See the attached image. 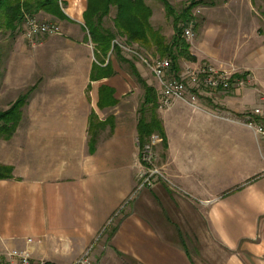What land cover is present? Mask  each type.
<instances>
[{"label": "crops", "instance_id": "1", "mask_svg": "<svg viewBox=\"0 0 264 264\" xmlns=\"http://www.w3.org/2000/svg\"><path fill=\"white\" fill-rule=\"evenodd\" d=\"M254 4L214 0L187 39L197 60L246 83L191 89L196 105L157 111L168 146L162 166L188 197L165 182L133 196L146 97L139 79L151 80L139 65L141 78L130 67L133 81L118 75L111 57L103 62L113 75L94 78L87 0H59L65 20L38 11L61 31L40 42L24 38L25 25L0 31V101L31 89L15 131L0 135V264L13 250L71 264L93 244L95 264H264V147L242 123L264 110V13Z\"/></svg>", "mask_w": 264, "mask_h": 264}, {"label": "trees", "instance_id": "2", "mask_svg": "<svg viewBox=\"0 0 264 264\" xmlns=\"http://www.w3.org/2000/svg\"><path fill=\"white\" fill-rule=\"evenodd\" d=\"M161 3L169 17H173L175 22L174 36L168 41L159 29H155L150 20L153 16V9L146 0H87V9L84 13V27L89 39L95 47V58L97 62L93 68V76L97 79L110 77L114 70L110 61L104 65L103 58L112 54L118 62L129 65L131 73L137 78H141L135 63L123 57L120 46L116 43L118 36L124 38L128 45H137L142 50L152 52L159 59L168 58L172 62V69L176 76H179L180 61L195 59L190 54V45L184 35V30L193 22V9L202 4L194 1L190 6L184 8L181 16L177 17L176 11L169 4L168 0H153ZM200 3V4H199ZM115 9L113 28H106L105 20ZM54 13L62 16L59 8V0H0V31L8 30L11 34L22 32L27 16H34L38 11ZM176 16V17H175ZM24 32V30H23ZM100 63V65H99ZM142 79V78H141ZM141 81L145 91V100L141 106V116L138 123V135L140 147H143L153 134H158L163 139L161 154L162 160L168 149L165 130L158 117V104L153 86L145 81ZM29 97V92L19 97L17 102L6 112L0 113V135H11L21 117L22 107ZM5 170L0 166L1 172Z\"/></svg>", "mask_w": 264, "mask_h": 264}, {"label": "built area", "instance_id": "3", "mask_svg": "<svg viewBox=\"0 0 264 264\" xmlns=\"http://www.w3.org/2000/svg\"><path fill=\"white\" fill-rule=\"evenodd\" d=\"M193 23L190 22L189 26L184 30L185 38L191 39ZM60 28L55 24L40 22L36 16H27L24 28V38L34 43L43 36H53L60 34ZM172 62L169 59H158L151 66V71L159 80L161 106L169 108L175 101L188 102L191 105H196L197 97L191 95L188 97L190 90H199L202 86H194L196 83H203V87L210 90H228L234 84L238 87L244 85V81L238 79L235 72L217 71L212 67L202 68V74L187 73L185 76H176L172 69ZM235 77V78H234ZM238 122H240L238 120ZM249 130H251L258 139L260 145L264 147V110L262 108H255L248 116L247 120L242 122ZM163 140L158 136H151L149 141L142 147L140 160L142 163V171L139 174L140 187L139 188H153L157 183L156 180L161 179L165 182L170 181L167 179L165 173H160L156 169L158 163V154L155 147L162 143ZM145 167H144V166ZM29 243L32 240H28ZM94 245H91L83 253V255L72 262L71 264H95L92 258V251ZM8 260L3 264H50L46 260H36L32 257L31 253L27 250H13L7 254Z\"/></svg>", "mask_w": 264, "mask_h": 264}, {"label": "rangeland", "instance_id": "4", "mask_svg": "<svg viewBox=\"0 0 264 264\" xmlns=\"http://www.w3.org/2000/svg\"><path fill=\"white\" fill-rule=\"evenodd\" d=\"M146 1L151 7H153L152 9H153V12H154L153 16H152V18L150 20V23L152 24V26L155 29H159L161 31L162 35L168 41H171L173 36H174V34H175L174 33V27H173V23L175 22V19L173 17H169L168 16V14L166 13V11H165V9H164V7H163V5L161 3L157 2V1H153V0H146ZM168 1H169V4L176 11L177 17L181 16L184 8L190 6L192 3H194V1L202 2L201 5H199L198 7L196 6L195 9H193V11H192L193 12V17H194L192 23H194V24L198 23V20L200 18L205 17L206 13H205L204 10H201V9H203V7L205 5L211 4V2L214 3V0H168ZM253 1L255 3L254 7L255 6H256V8L258 7L260 9V12L264 13V0H253ZM62 6H64V4H62ZM44 12L47 13L46 11H44ZM115 12H116L115 9H112L110 15L106 18V20H105L106 28H110V29L113 28V19L115 17ZM48 14H51V15L57 17L60 20H65L64 17L58 16V15H56L54 13H48ZM38 19H39L40 22H46V23H49V24H55L56 26L59 27L58 20H56L54 22L53 21L51 22V20H48V18H46V17L45 18L41 17V18H38ZM83 25H84V23H83ZM195 35H196V33H194V28H193V38H196ZM23 36H24V34H23ZM44 37H46V36H43L42 38H44ZM42 38L38 39V42H40L42 40ZM188 40H190V39H188ZM115 41L120 46V48L122 50L123 57L128 59V60L133 61L135 63V65H139L142 68L143 73H145L146 76L149 78L148 80H151L150 84L152 86H154V84L156 83L157 86L160 88L159 80L156 78L155 74L150 69V66L155 61H157L159 59V58L154 57L155 55L152 53L154 51L153 50L152 51L151 50L150 51L142 50L137 45H133V46L128 45L126 43V40L124 38L120 37V36H118ZM190 54H191V52H190ZM110 57L114 60V62L116 64V69H117L118 75H122L124 77L127 76L128 78L132 77L131 74L129 73V66L127 64L118 62L116 57L112 54V52L108 55L107 60ZM192 57L195 59L194 61H188V60H181L180 61V68L181 69L179 71V76L184 77L185 76L184 74H187V73L197 74L198 72H199V74H202L201 71H202V68H204V67H212V68H215L217 71H220V72H223V71L229 72V70H231L230 72H236L232 68L215 66L212 63H209V62H207L205 60H199V59L197 60L196 57H194L193 55H192ZM163 59H168V58H163ZM188 76L189 75L187 74V77ZM133 79L134 78L132 77V81H133ZM134 82H135V80H134ZM245 83H246V81H245ZM194 86H202L201 88H199V90H210L207 87H203V83H201V82L196 83ZM137 88H141V86L138 84ZM30 91H31V89H28V90H26L24 92H21L20 96H22L24 94H27ZM13 95H15V94H13ZM13 95H11V96H7V94L3 95L2 100L0 101V113L8 111L17 102V100L19 99L20 96L18 95L19 97L15 96L13 98ZM16 98H17V100L14 102V100ZM12 102H14V103L11 105ZM142 104H141V106H142ZM158 109H160V108H158ZM140 110H141V107H140ZM140 110H139L138 122H139L140 116H141ZM152 136H158V137L161 138V136L158 135V134H153ZM141 150H142V147H141ZM155 151L158 154V163H157L158 166H156V169H158L160 173H165L167 179L170 181V183H169V182H165V181H163L161 179H158V180H156L157 183L165 182L169 186V188L173 191L174 194H177V195H180V196H183V197H188V193L184 189H182L181 187L176 185L171 180V178L166 173V170H165L164 166H162V161L163 160L161 158V154L164 152L163 148H162V143L158 144L155 147ZM141 168H142V163H141ZM141 171H140V173H141ZM138 180H139V184H138V187H137L136 191L134 192L133 196H135V194H137L138 191L143 189V188H139L140 187L139 176H138ZM148 189H151V188H148Z\"/></svg>", "mask_w": 264, "mask_h": 264}]
</instances>
